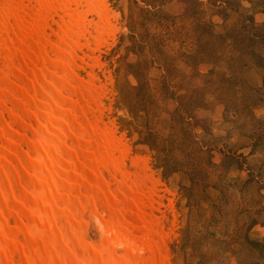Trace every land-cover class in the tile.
Wrapping results in <instances>:
<instances>
[{
  "label": "rangeland",
  "instance_id": "374dc122",
  "mask_svg": "<svg viewBox=\"0 0 264 264\" xmlns=\"http://www.w3.org/2000/svg\"><path fill=\"white\" fill-rule=\"evenodd\" d=\"M108 5L105 115L164 186L166 264H264V0Z\"/></svg>",
  "mask_w": 264,
  "mask_h": 264
},
{
  "label": "bare ground",
  "instance_id": "6f19581e",
  "mask_svg": "<svg viewBox=\"0 0 264 264\" xmlns=\"http://www.w3.org/2000/svg\"><path fill=\"white\" fill-rule=\"evenodd\" d=\"M103 32L108 0H0V264L168 261L164 186L105 115Z\"/></svg>",
  "mask_w": 264,
  "mask_h": 264
}]
</instances>
